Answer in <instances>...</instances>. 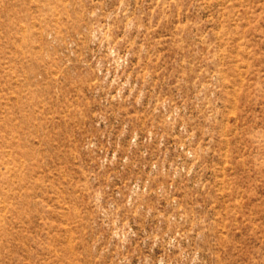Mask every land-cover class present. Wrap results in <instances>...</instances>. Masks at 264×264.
<instances>
[{
  "label": "rangeland",
  "instance_id": "obj_1",
  "mask_svg": "<svg viewBox=\"0 0 264 264\" xmlns=\"http://www.w3.org/2000/svg\"><path fill=\"white\" fill-rule=\"evenodd\" d=\"M0 264H264V0H0Z\"/></svg>",
  "mask_w": 264,
  "mask_h": 264
}]
</instances>
